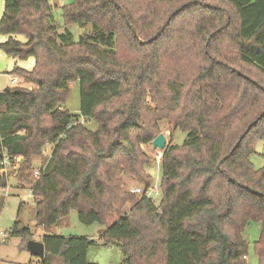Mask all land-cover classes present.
I'll list each match as a JSON object with an SVG mask.
<instances>
[{
    "label": "trees",
    "instance_id": "obj_1",
    "mask_svg": "<svg viewBox=\"0 0 264 264\" xmlns=\"http://www.w3.org/2000/svg\"><path fill=\"white\" fill-rule=\"evenodd\" d=\"M182 1L73 0L62 9L61 33L50 0H5L0 33L8 39L0 50L34 59L32 70L11 72L34 87L0 93V205L9 187L3 163L14 169L20 160L15 180L30 188L45 232L77 211L83 225H108L100 241L118 244L126 264H245L243 233L258 222L255 250L264 264V169L251 162L264 142V0H193L173 10ZM211 2L227 4L236 25L227 17L211 30L223 12ZM192 10L203 15L196 39L173 42L174 24ZM74 24L90 26L78 42L67 29ZM227 30L231 54L216 45ZM167 39L172 44L163 48ZM174 57L196 64L174 73L165 66ZM75 83L80 115L64 107ZM163 121L187 139L163 151L156 206L130 194L125 180L153 186L142 147L161 134ZM48 146L36 178L35 158ZM129 203V213L114 220ZM10 234L33 237L20 223ZM41 242L38 264H91L95 242L87 237L46 234Z\"/></svg>",
    "mask_w": 264,
    "mask_h": 264
},
{
    "label": "rangeland",
    "instance_id": "obj_2",
    "mask_svg": "<svg viewBox=\"0 0 264 264\" xmlns=\"http://www.w3.org/2000/svg\"><path fill=\"white\" fill-rule=\"evenodd\" d=\"M193 0H183L181 4L173 6V10L182 6L184 2L188 3ZM51 4L54 6L53 15L57 23L60 24V32H64V22L62 18V9L66 5H70L73 0H50ZM209 2V1H208ZM198 2H195L197 4ZM212 3V2H211ZM210 4V3H208ZM216 6L220 7L223 12L221 17L218 19H213L210 21L211 30L218 27H223L227 21L236 25V19L234 11L229 8L227 4L214 2ZM202 5V4H199ZM5 0H0V21L4 13ZM189 5H185L182 8H189ZM170 10V9H169ZM161 14V13H160ZM164 14L161 16L163 18ZM232 14V15H231ZM203 15L196 13L192 10L184 17L179 19L174 24V32L171 38L175 42L180 38H185L187 40L194 41L196 39L197 33L194 31L197 23H199V17ZM158 22V21H157ZM68 31L72 33L74 41L78 42L82 35L90 31V26L82 27L80 25L74 24L67 27ZM229 30L222 34L220 41L216 43L224 54L234 53L232 50L229 37ZM24 38V37H23ZM22 38V39H23ZM21 39V37H20ZM7 40V36L0 33V43ZM169 39L164 40L162 43L163 48L171 45ZM165 63V62H164ZM196 64L193 57H190L188 61L180 63L178 58L174 57L171 61H166L165 66L170 68L169 70L176 73L179 70L190 71L191 66ZM181 65V67H179ZM15 67H19L25 70H32L34 67V59L28 58L25 60L16 59L12 56L6 55L2 50H0V93L4 92L6 89H12L16 87L28 88L34 87L33 85L26 82V80L19 76L11 74ZM258 77V76H257ZM17 79V82H13ZM159 98V95H156ZM264 103V101H263ZM64 107L73 115H80L81 107V97H80V86L78 83L73 84L69 96L64 104ZM264 109V105L262 107ZM261 109V112H262ZM262 117V116H261ZM81 122L85 124L91 131H96L98 125L93 120H87L81 118ZM160 132L167 137L168 145H183L187 139V133L175 129L168 121H163L160 123ZM147 153L151 160V165L147 167L148 173L153 179V187L158 188L160 191L162 185V166H159L155 162V154L157 151L152 149V145H147L142 147ZM49 153V148L47 147L44 154ZM52 153V146L50 149ZM49 155L45 157L35 158V171L42 169L45 165L46 159ZM251 162L253 163L255 169H264V142L259 141L255 145V153L251 156ZM16 169V168H15ZM13 168L9 169V195L2 200L0 205V264H33L38 261V259L31 255L27 250L26 243L22 238L11 236L10 232L16 223H20L24 228L31 229L33 233L32 240L41 242V238L46 234L58 235L63 237H87L94 241L95 244L89 248L88 251V261L91 264H126L127 256L124 254L123 250L118 244L104 245L100 241L101 235L107 229L108 225L94 224L91 226L83 225L79 222L77 211H72L70 215L63 218L59 224L53 227L49 233L45 232L42 228L37 227V207L35 205L34 198L32 196L30 188L23 187L17 183L15 180L17 170ZM126 189L130 192L133 187H141V184H137L134 181L125 180ZM24 188V189H22ZM137 196V195H136ZM138 199L141 197L137 196ZM159 202V201H158ZM133 204L129 203L124 211L118 214L114 220H118L120 217L129 213ZM262 234V224L258 222H251L247 225L243 237L248 243L247 259L245 264H259V258L255 250V243L260 239Z\"/></svg>",
    "mask_w": 264,
    "mask_h": 264
},
{
    "label": "built area",
    "instance_id": "obj_3",
    "mask_svg": "<svg viewBox=\"0 0 264 264\" xmlns=\"http://www.w3.org/2000/svg\"><path fill=\"white\" fill-rule=\"evenodd\" d=\"M13 82L16 83L17 79H14ZM162 160H163V151L157 150V152L155 154V162H156V164L159 165V166H162ZM19 163H20V160H18V163L15 166L16 169L14 168L15 170L19 169ZM3 165H4L5 169H6V171L8 172L9 163H8L7 159L4 161ZM39 173H40L39 170L35 171L34 175H35L36 178L39 176ZM130 192L132 194H134V195H137V196L141 197V198H147L148 200H151L156 206L159 205L158 201H160V199H161V191L158 188H156V187H153V186L150 187V188H146V187H143V186H141V187H133V188H131ZM3 195H4V197L9 195V187L6 188L3 191ZM39 261L40 260L38 259V261L33 263V264H38Z\"/></svg>",
    "mask_w": 264,
    "mask_h": 264
},
{
    "label": "water",
    "instance_id": "obj_4",
    "mask_svg": "<svg viewBox=\"0 0 264 264\" xmlns=\"http://www.w3.org/2000/svg\"><path fill=\"white\" fill-rule=\"evenodd\" d=\"M183 8H181L180 10H178L175 14H178ZM125 14V13H124ZM170 22V20H169ZM168 22V23H169ZM165 29V27L163 28ZM133 32L135 34V36L137 37V33L136 31L133 29ZM152 41V40H151ZM149 41V42H151ZM147 42V43H149ZM143 44H145L146 42H142ZM9 89H6L5 92H9ZM264 115V113H263ZM262 115V116H263ZM253 125H251L249 127V129L246 131V133L243 135L242 139L240 140V142L237 144V146L241 143V141L243 140V138L248 134V132L250 131L251 127ZM152 145V149L157 151H165L168 145V141H167V137L164 134H160L157 138H155L153 140V142L151 143ZM24 160L22 159L21 162H23ZM26 247L27 250L30 252L31 255L35 256L37 259H39L40 261H42L45 258V246L42 242H38V241H34V240H30L26 243Z\"/></svg>",
    "mask_w": 264,
    "mask_h": 264
},
{
    "label": "crops",
    "instance_id": "obj_5",
    "mask_svg": "<svg viewBox=\"0 0 264 264\" xmlns=\"http://www.w3.org/2000/svg\"><path fill=\"white\" fill-rule=\"evenodd\" d=\"M7 39H8V37H7ZM16 78H18V79H20V77L19 76H17ZM33 87H31L30 89H32ZM48 148H49V153L47 152L46 154H44V157L46 156V155H51V152H50V149H51V146H48Z\"/></svg>",
    "mask_w": 264,
    "mask_h": 264
}]
</instances>
